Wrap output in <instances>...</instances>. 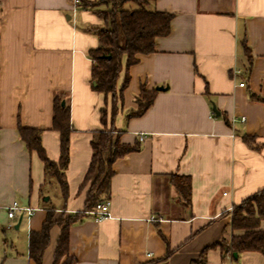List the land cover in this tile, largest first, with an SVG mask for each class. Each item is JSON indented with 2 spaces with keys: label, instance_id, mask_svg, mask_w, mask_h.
Segmentation results:
<instances>
[{
  "label": "crops",
  "instance_id": "crops-1",
  "mask_svg": "<svg viewBox=\"0 0 264 264\" xmlns=\"http://www.w3.org/2000/svg\"><path fill=\"white\" fill-rule=\"evenodd\" d=\"M147 6L174 17L154 52L139 54L129 67L118 101L120 141L139 149L113 164L110 217L97 222L86 213L70 226L72 264H201L203 251L204 264H264L260 252L231 257L214 246L237 233L233 206L264 188V0ZM101 25L103 18L75 0H0V264H36L29 237L42 229L47 207L55 208V221L84 209L87 189L80 187L91 140L104 128L102 109L111 100L92 80L89 52L99 45L93 27ZM126 73L123 61L117 90ZM143 87L156 91L153 103L128 117ZM56 96L69 105L72 125L65 200L19 132L41 130L47 156L58 162ZM179 180L190 185L188 197ZM47 185H55L50 195ZM15 201L33 208L32 215L10 218ZM60 234L55 224L42 264H55Z\"/></svg>",
  "mask_w": 264,
  "mask_h": 264
},
{
  "label": "trees",
  "instance_id": "trees-1",
  "mask_svg": "<svg viewBox=\"0 0 264 264\" xmlns=\"http://www.w3.org/2000/svg\"><path fill=\"white\" fill-rule=\"evenodd\" d=\"M151 1L153 0H77L79 5L93 10L104 19V25L93 27V31L99 37V45L89 54L94 59L92 67L94 89L111 96L110 104L107 105L111 109L109 111L107 106L102 109L101 120L104 128L96 131L91 140L92 158L80 187L81 190L87 189L84 209L55 221L53 219L55 208L47 207L48 214L42 229L30 232L29 256L36 264H42L44 251L50 241V230L55 224L60 226L61 234L57 239L54 262L58 264L60 258L68 254L62 264L73 263V257L69 256L70 226L89 210L95 209L99 202L110 198L114 162L125 154L139 149L136 145L131 146L120 141L121 131L115 127L114 122L118 112V101L122 99V92L129 82V67L138 61L139 54L154 52L156 38L170 32L174 14L149 8L147 5ZM128 3H135L137 7H127ZM123 61L127 73L123 86L117 90ZM155 92L143 87L136 98L138 108L131 111L128 117L144 113L153 103ZM52 128L61 133L58 162L47 156L41 141V130L20 126L19 132L29 149L36 151L44 162L46 178L59 186L65 200L68 198L65 171L70 159L72 125L69 105L67 103L63 105L62 99L57 96L54 100ZM243 138L251 144L255 137L244 134ZM178 187L182 194L189 196L190 185L186 181L179 180ZM232 215L231 227L237 233L232 234L230 240H220L214 246L221 245L222 252L228 253L231 257H235L234 253L252 250L264 254V230L260 228V222L264 219V188L234 205ZM204 252L198 260L201 264H204ZM169 253L168 250L167 255Z\"/></svg>",
  "mask_w": 264,
  "mask_h": 264
},
{
  "label": "built area",
  "instance_id": "built-area-1",
  "mask_svg": "<svg viewBox=\"0 0 264 264\" xmlns=\"http://www.w3.org/2000/svg\"><path fill=\"white\" fill-rule=\"evenodd\" d=\"M75 2L77 3V0H75ZM244 84L245 83L242 82L240 83V86H244ZM33 210L34 209L31 207L15 201L8 209V216L13 219L17 211L26 212L28 213V216H30L32 215ZM87 213L91 215L94 218V220H96L97 222H101L105 220L106 218L110 217V200L106 199L103 200L102 202H99L96 205L95 209L89 210ZM9 226H11V224Z\"/></svg>",
  "mask_w": 264,
  "mask_h": 264
},
{
  "label": "rangeland",
  "instance_id": "rangeland-1",
  "mask_svg": "<svg viewBox=\"0 0 264 264\" xmlns=\"http://www.w3.org/2000/svg\"><path fill=\"white\" fill-rule=\"evenodd\" d=\"M98 1H108V0H98ZM126 6L127 7L132 6L133 8L137 7V5L135 3H128ZM47 187L49 190V193H47V194L50 195L51 194L50 191L53 192V190H55V185H47ZM48 195H46V196H48Z\"/></svg>",
  "mask_w": 264,
  "mask_h": 264
},
{
  "label": "water",
  "instance_id": "water-1",
  "mask_svg": "<svg viewBox=\"0 0 264 264\" xmlns=\"http://www.w3.org/2000/svg\"><path fill=\"white\" fill-rule=\"evenodd\" d=\"M62 104L64 105V104H65V102H64V101H62ZM215 109H216V107H215V105H214V109H213V110H214V111H217V110H215ZM46 199H47V198H46ZM234 256H235V257H237V253H234Z\"/></svg>",
  "mask_w": 264,
  "mask_h": 264
}]
</instances>
